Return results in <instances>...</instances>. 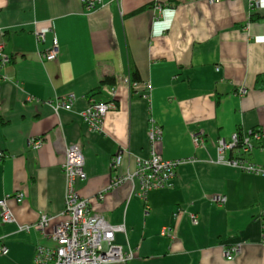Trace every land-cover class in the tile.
Instances as JSON below:
<instances>
[{
    "label": "crops",
    "instance_id": "1",
    "mask_svg": "<svg viewBox=\"0 0 264 264\" xmlns=\"http://www.w3.org/2000/svg\"><path fill=\"white\" fill-rule=\"evenodd\" d=\"M51 27L58 55L43 60ZM36 30L46 32L44 42ZM0 44L10 58L0 67V198L24 196L8 201L16 222L0 219V245L8 249L0 264H35L37 246L55 247L17 226L62 211L71 144L84 155L76 189L92 213L125 226L114 243L135 253L128 264H264V175L214 163L221 138L256 129L263 137L243 157L264 167V0H95L90 8L83 0H0ZM106 77L113 84L103 86ZM112 86L117 108L92 131L81 113L105 101ZM71 95L72 108L56 112L55 101ZM151 124L162 130L160 154L185 160L172 186L145 198L127 182L104 190L149 156ZM195 131L204 138L200 148ZM31 138L42 146L31 148ZM118 151L122 163L112 168ZM213 193L225 203L210 202ZM237 242L241 254L227 261L223 249Z\"/></svg>",
    "mask_w": 264,
    "mask_h": 264
},
{
    "label": "built area",
    "instance_id": "2",
    "mask_svg": "<svg viewBox=\"0 0 264 264\" xmlns=\"http://www.w3.org/2000/svg\"><path fill=\"white\" fill-rule=\"evenodd\" d=\"M87 8L92 7L95 0H83ZM100 1V0H98ZM51 33L52 41L49 49L43 53V60H54L58 55V42L53 28L48 29ZM37 40L44 42L45 31L36 30L34 32ZM2 50L0 44V51ZM10 61L7 55L0 53V67ZM132 88H138V82L130 83ZM147 90L151 89L150 84H146ZM240 95L247 93L246 88L238 90ZM105 101H93L81 113L83 122L92 131L99 132L102 128V122L108 111L117 108V87H110ZM146 95V94H144ZM75 100L74 96L57 99L53 106L54 110H70ZM162 130L156 124H151L149 136V156L137 159L133 170L125 174L117 175L111 179L106 189L112 190L123 183L137 184L139 186L138 196L145 198L147 193L152 190L170 188L175 177V169L185 160L165 159L158 150L161 143ZM192 143L195 148H200L204 144V138L201 131L192 133ZM263 134L260 130L251 129L245 134L239 136L233 133L229 140L223 138L217 142V158L215 162H221V158L234 168L247 173L264 175V167L252 164L244 159L253 150L254 144L260 141ZM28 145L33 149L42 146L41 138H31ZM238 150V151H237ZM237 151V156L229 155ZM123 151H118L112 158V168H117L123 160ZM3 156L0 152V158ZM84 155L80 144H71L65 148L64 162L62 171L64 176L65 191L64 205L59 215L42 214L39 218L29 224L18 225L19 231L29 232L35 230L49 237L56 245L47 247L39 245L36 247L33 261L35 264H128L135 258L132 250L124 251L121 246L114 243L116 233H125L123 224L114 225L109 223L103 216L92 213L89 208V200L79 195L76 189V182L84 178ZM133 187V186H132ZM137 194V193H136ZM23 193L17 192L7 194L0 198V219L3 223H14L16 219L8 207V201L14 200L17 203L23 201ZM98 199H103L101 192ZM207 199L218 205L225 203V196L213 193L207 196ZM148 207H145V213H148ZM263 222L262 240L264 241V213L261 216ZM52 221H56L54 224ZM191 221L196 224L197 219L191 216ZM169 228L163 229V234H168ZM243 243L237 242L223 249V256L227 261H233L242 252ZM8 249L0 245V255H6Z\"/></svg>",
    "mask_w": 264,
    "mask_h": 264
},
{
    "label": "rangeland",
    "instance_id": "3",
    "mask_svg": "<svg viewBox=\"0 0 264 264\" xmlns=\"http://www.w3.org/2000/svg\"><path fill=\"white\" fill-rule=\"evenodd\" d=\"M231 156H232V154H231ZM226 157H228V156H227V153H226ZM216 158H217V157H216ZM215 160H216V159H215ZM215 160H214V163H215V164H221V165H225V166H228V167H232V168H234L233 166L227 164V163L225 162L226 160H224V159H222V158H221V162H215ZM236 169H239V168H236ZM132 170H133V169H132ZM132 170H131V171H132ZM131 186L134 187L135 184L133 183V184H131ZM138 192H139V191H138ZM136 193H137V192H136ZM55 222H56V221H52L53 224H54Z\"/></svg>",
    "mask_w": 264,
    "mask_h": 264
},
{
    "label": "trees",
    "instance_id": "4",
    "mask_svg": "<svg viewBox=\"0 0 264 264\" xmlns=\"http://www.w3.org/2000/svg\"><path fill=\"white\" fill-rule=\"evenodd\" d=\"M169 1H171V2H173V1H175V0H169ZM137 12V11H136ZM252 18H251V20L253 19L254 20V15L253 16H251ZM111 84H113V82H112V80L109 78V77H106V78H104L103 79V81H102V85L104 86V85H111ZM238 151V150H237ZM236 151V152H237Z\"/></svg>",
    "mask_w": 264,
    "mask_h": 264
}]
</instances>
